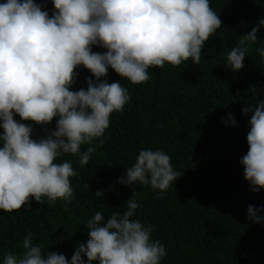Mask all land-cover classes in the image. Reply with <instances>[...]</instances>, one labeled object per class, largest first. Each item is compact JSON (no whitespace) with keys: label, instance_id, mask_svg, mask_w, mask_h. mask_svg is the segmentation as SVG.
I'll list each match as a JSON object with an SVG mask.
<instances>
[{"label":"clouds","instance_id":"1","mask_svg":"<svg viewBox=\"0 0 264 264\" xmlns=\"http://www.w3.org/2000/svg\"><path fill=\"white\" fill-rule=\"evenodd\" d=\"M51 16L34 0L0 3V211L13 212L47 199L71 204V178L78 173L64 156L87 165L94 140L102 138L112 114L122 112L131 96L121 82H107L111 69L122 80L141 85L149 69L166 64L201 62V53L222 22L210 0H50ZM264 18L227 55L228 68L239 72L245 44H256ZM102 48L103 53L93 48ZM264 59V47L256 50ZM91 73L87 89L71 91L77 69ZM251 113L248 152L239 163L254 193L264 190V100L245 106ZM19 117V120L15 117ZM232 126L234 118L229 116ZM45 138L34 139V127L52 125ZM162 150L145 148L126 169L120 185H142L166 193L181 177ZM102 192L96 197L101 198ZM140 207L135 193L122 213L105 220L97 212L87 221L88 240L77 245L69 261L42 250L28 233L23 255L6 254L2 264H161L165 246L152 238L151 225L133 219ZM247 219L264 224V207L249 206ZM86 258V259H85Z\"/></svg>","mask_w":264,"mask_h":264},{"label":"trees","instance_id":"2","mask_svg":"<svg viewBox=\"0 0 264 264\" xmlns=\"http://www.w3.org/2000/svg\"><path fill=\"white\" fill-rule=\"evenodd\" d=\"M34 2L51 16L50 0ZM210 7L222 26L206 42L199 65L189 60L151 68L149 80L141 85L109 69L107 82H121L130 101L122 112L112 114L102 138L82 146V152L94 149L87 165L81 167L78 157L71 155L57 161H71L78 173L71 178V204L30 198L20 210L0 211V264L6 254L23 255L28 233L42 250L70 261L77 245L88 240L87 221L97 212L105 220L122 213L133 193L140 205L133 219L151 225L152 238L165 246L161 264H264V224L247 219L250 205L264 207V190L251 191L239 163L249 150L251 119L242 109L264 100V59L256 51L264 47V29L256 44L244 45L242 70L233 72L227 64L231 49L264 18V0H210ZM76 71L71 91L86 90L89 78L96 82L82 67ZM55 123L33 125V138H45V129L55 130ZM145 148L171 156L181 175L162 198L150 187L118 183ZM97 192L103 196L97 198Z\"/></svg>","mask_w":264,"mask_h":264}]
</instances>
